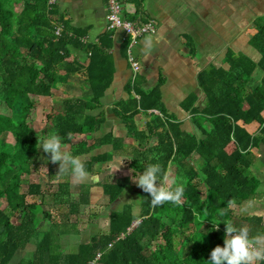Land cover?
<instances>
[{
	"label": "trees",
	"instance_id": "16d2710c",
	"mask_svg": "<svg viewBox=\"0 0 264 264\" xmlns=\"http://www.w3.org/2000/svg\"><path fill=\"white\" fill-rule=\"evenodd\" d=\"M132 1L134 9L124 7V15L130 20H149L139 15L143 0ZM128 2L131 0L125 4ZM57 28L60 31L56 34ZM248 42L257 60L228 50L224 56L226 68L207 66L196 76L204 105H195L197 98L192 93L181 102V109L190 114L199 134L185 130L175 116L166 113L158 85L143 91L136 79L132 81L128 89L132 88L135 96L116 104L115 110L141 146L130 151L129 168L133 176H138L148 164L158 163V183L171 169L181 182L168 188L174 191L183 186L181 199L152 206L150 193L140 186L131 187L137 212L132 203L111 211L105 232L92 234L76 252L63 253L51 229L37 230L40 220L50 215L42 211V204L27 200L28 196L41 195V187L23 177L45 165L38 147L48 135H58L64 145L77 135L99 128L101 118L89 112L100 106V98L112 81V59L103 47L82 42L80 34L49 0H0V200L6 203L4 209L0 208V264H10L16 251L34 239L33 257L16 264H88L97 252L101 256L96 264H210L211 250L224 243V221L237 228L247 227L252 245L257 247L264 237L261 218L238 219L233 207L251 200L260 184L250 167L255 158L251 149L264 145V15L253 20ZM127 45L125 38L123 49ZM71 49L87 55L86 67L68 60ZM257 72L260 78L255 82ZM74 73H83L89 94L56 98L46 114L45 128L33 129L31 113L39 97L51 96V90ZM151 110H157L164 119L152 115L146 132H137L133 117ZM8 134L13 143L6 140ZM150 137H156L157 142L145 148ZM97 143L121 148L120 141L110 134ZM79 145L82 152L91 148ZM194 156L201 161L198 168L191 163ZM106 159V154L88 157L84 161L87 171L93 163ZM44 167L51 178L52 164ZM125 190L120 184L102 185L107 205L115 203ZM55 191L54 199L67 203L69 214L79 212L77 204L64 199L69 195L68 183L58 184Z\"/></svg>",
	"mask_w": 264,
	"mask_h": 264
},
{
	"label": "crops",
	"instance_id": "0c3cea01",
	"mask_svg": "<svg viewBox=\"0 0 264 264\" xmlns=\"http://www.w3.org/2000/svg\"><path fill=\"white\" fill-rule=\"evenodd\" d=\"M53 4L57 6L63 20L69 23L77 35L80 34L82 42L103 47L110 54L113 66L112 81L100 98V106L89 112L92 116L101 118L99 128L90 134L77 135L70 144L62 145L63 151L72 155L76 152L74 156H79L83 162L90 156L103 154L107 155L106 161L93 163L87 178L81 180L72 174L70 167L59 172V162L47 159L50 153L44 152L39 146L41 157L52 164L54 175L48 177V182L44 180L45 186L37 180L29 181L41 187V195L28 196L27 200L42 204V211L50 215L40 220L37 230L40 232L51 229L57 237L66 236L64 235L66 225L74 224L79 217L88 213L92 216L101 213L97 217L99 221V218H103L102 213L107 212L108 227L109 213L119 210V204L124 202L121 201L122 198L131 197L127 194L131 192L129 188L139 186L132 182L135 180L129 162L130 151L141 146L138 145L135 135L130 134L115 113L116 104L131 98L132 95L135 96L133 89H128L132 81L136 79L143 91L158 85L161 106L166 113L175 116L185 130L199 134L190 119V114L181 109V102L192 93L197 98L195 105H204V95L197 86L196 76L207 66L226 68L224 56L228 50L234 54L243 53L254 60L258 59L257 54L249 47V30L253 20L264 15V0H143L139 15L141 18L152 20L155 28L152 33L143 36L132 46V54L140 66L134 76L127 60L128 45L125 49L122 47L126 35L120 29L114 31L106 29V0H55ZM134 5V1L131 0L124 7H130L132 10ZM68 60H76L84 67L88 64L87 55L78 49H71ZM60 74L64 72L60 71ZM259 78L260 72H257L255 82H258ZM55 87L51 90V96L41 97L43 101H47L45 104L47 109L56 98L81 97L89 94L88 83L83 73L68 75ZM152 115H159L164 119L157 110L140 112L133 117L132 122L137 132H146V125L152 119ZM46 124L47 122L42 129ZM108 134L112 139L120 141L121 148L115 150L110 143H97L98 140H104ZM156 142V137H150L144 147L155 146ZM80 143L84 144V148L91 147L90 150L82 152ZM251 151L255 158L250 171L258 178L260 184L251 200L233 207V215L238 219L260 217L264 226V145L252 148ZM194 158L195 162L200 161L197 156ZM64 182L68 183L69 192V195H64V199L78 205L77 214H69L68 204L64 203L65 201H62L64 203L62 204L54 199L58 184ZM104 182L124 185L129 190L128 192L125 190L115 203L107 205L108 198L102 191ZM134 198L136 199V196L132 199ZM102 205L103 208L100 207ZM93 220L91 225L96 228V219ZM257 244L260 250L264 248V237H261ZM25 248L16 251L19 253L18 259H12L10 264H16L28 255L27 259L33 257L35 246L31 251Z\"/></svg>",
	"mask_w": 264,
	"mask_h": 264
},
{
	"label": "clouds",
	"instance_id": "9594fccd",
	"mask_svg": "<svg viewBox=\"0 0 264 264\" xmlns=\"http://www.w3.org/2000/svg\"><path fill=\"white\" fill-rule=\"evenodd\" d=\"M40 147L46 153H50L52 162H59V172L65 171L70 167L71 172L78 179H86L89 175L85 163L79 156H74L63 151L61 138L51 134L43 139ZM161 167L158 163H150L144 167L143 172L133 179L150 193L152 206L163 204L165 201L179 202L183 194V186H177L175 190H170L165 185L158 183V174ZM226 223V232L223 245H216L210 254V264H251L255 258H264V250L254 249L249 238L247 227L237 228L232 224ZM219 227V223L214 226Z\"/></svg>",
	"mask_w": 264,
	"mask_h": 264
},
{
	"label": "rangeland",
	"instance_id": "374dc122",
	"mask_svg": "<svg viewBox=\"0 0 264 264\" xmlns=\"http://www.w3.org/2000/svg\"><path fill=\"white\" fill-rule=\"evenodd\" d=\"M15 9L18 10L19 9V6H17ZM260 16H262V15H260ZM254 55H255V53H254ZM40 100H42L41 97H39V103H38L36 109L34 111H32V113H31L32 114L31 115L32 118H31V122H30L31 123V127L33 129H35L36 131H39V130H41L44 127L43 125L47 122V119H46V114L47 113L46 112L47 111L49 112L50 109H51V106H52V105L51 106H47V107H50L49 109L45 108V106H46L45 104L47 103V101H43L42 100L41 105L43 107H41L40 106ZM6 140L8 142H10V143H13V138L11 137L10 134L7 135ZM39 150H41V148L38 147V153L40 154V157H41L42 152H39ZM49 156L50 155L48 154L47 159H50ZM41 158H42V160H45V158L44 159H43V157H41ZM195 160L196 159L194 158L193 161H191V163L198 168V166H200V164H201V161H198V162L196 161L195 162ZM45 162L46 163H49L46 160H45ZM46 163H45L44 166H46ZM44 166L41 169H39L38 171L33 172L34 174L32 173V175L23 177L24 180H26L28 182L29 181H36L37 180V181L40 182V184H42L43 186H45L46 185L45 181L48 180V177L49 176L47 175V173H46V167H44ZM45 176H47V178ZM132 182H134L135 184H137L136 181H132ZM180 182H181V178H179V177L174 178V173L170 169L168 171V173H167V176L165 177V179L162 181L161 184L165 185L166 187H172L175 184H179ZM21 189H22V191H24L26 189L25 184L22 185ZM127 190H129V189L126 188V191ZM127 194L128 195H131L132 198L136 196L132 191L131 192L129 191ZM131 197L125 196L124 198H122L121 201H124V202L121 203V204H119V206H118L119 208L118 209L120 210L121 207H122V205H124L125 203H127V204L132 203V204H134V211L137 212L138 211L137 199H135V198L132 199ZM103 206L104 205H102L100 207L103 208ZM5 207H6V203H5L4 199H1L0 200V208L1 209H4ZM106 213L107 212L102 213V217L103 218H99V221H98L97 217H99V215L101 213H98L99 215L96 214L95 216H92L91 214L88 213V214H84L83 217H79L76 221H74L75 222L74 224L73 223H69V225H66L67 228L65 229V233H64V235H66V236H57L56 237L57 242H59L60 243L59 245L61 246L60 247V251H62L63 253H74V252H76L77 246L80 243L87 242L89 240V237L92 234L99 233L98 230H100L101 232H105L106 231L105 229H107ZM93 219H96V225H95L96 228L92 227V225H91L92 222L94 221ZM12 221L15 222L16 219H12ZM76 229H77V231H76ZM35 243L36 242H35V239H34L29 244H27V246H26L25 249L31 251V249H34ZM18 254L19 253L17 252L15 254V256H14L13 259H18ZM28 257H29V255L28 256H25L24 258H28ZM258 260H259L258 258L253 259V261L251 262V264L257 263Z\"/></svg>",
	"mask_w": 264,
	"mask_h": 264
},
{
	"label": "built area",
	"instance_id": "2783aa9c",
	"mask_svg": "<svg viewBox=\"0 0 264 264\" xmlns=\"http://www.w3.org/2000/svg\"><path fill=\"white\" fill-rule=\"evenodd\" d=\"M129 0H106V29L108 31L122 30L126 37L128 38L127 46V60L130 68L133 72V76L139 71V63L136 61L132 54V46L142 38L143 36L152 33L154 31L155 25L152 20L142 21L140 19L130 20L124 15V4ZM55 0H49V3L53 4ZM60 31L59 28L56 29L57 34ZM137 223V222H135ZM130 229H128L129 231ZM110 246V245H109ZM254 249H259L252 245ZM101 253L97 252L92 261L88 264H96L100 259ZM264 261V258H258Z\"/></svg>",
	"mask_w": 264,
	"mask_h": 264
},
{
	"label": "water",
	"instance_id": "95a60500",
	"mask_svg": "<svg viewBox=\"0 0 264 264\" xmlns=\"http://www.w3.org/2000/svg\"><path fill=\"white\" fill-rule=\"evenodd\" d=\"M136 223L134 222V223H132V225L131 226H134Z\"/></svg>",
	"mask_w": 264,
	"mask_h": 264
}]
</instances>
